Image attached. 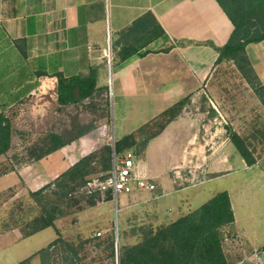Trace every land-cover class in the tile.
I'll return each mask as SVG.
<instances>
[{
    "label": "crops",
    "instance_id": "obj_1",
    "mask_svg": "<svg viewBox=\"0 0 264 264\" xmlns=\"http://www.w3.org/2000/svg\"><path fill=\"white\" fill-rule=\"evenodd\" d=\"M148 10L165 29L167 37L161 38L160 43L171 46L170 49L121 61L119 47H115L118 32ZM233 28L217 0H0V110L11 119L15 129L12 148L0 160L14 163L13 148L20 138L16 134L18 129L41 124L45 129L51 128L56 120L61 123L62 110L88 103L91 99L61 105L57 73L87 74L93 67L101 87L94 98L113 93L114 103L121 111L135 108L146 99L158 102L154 105L158 113L187 95L191 106L197 109H187L186 105L180 115L150 139L136 161L135 173L139 177L153 181L159 177L142 158L151 142L171 128L174 137L184 142L180 147L181 159L170 170L180 167L182 172L189 168L192 175L203 176L234 171L228 156L221 160L213 158L222 151L216 142H225L232 154L227 125L242 137V125L250 127L251 132H260L264 127V104L233 60L216 62L217 47L229 40ZM246 51L264 82V39L247 44ZM202 95L206 107L201 110L196 102ZM206 108L216 110L218 115L208 116ZM187 129V136H183ZM127 133L122 131L118 138ZM101 142L103 138L87 132L41 159L16 164L15 170L0 175V196L11 189L25 194L42 187ZM253 154L256 157L254 151ZM241 163L240 168L249 170L257 161L248 165L242 157ZM177 177L182 180L183 173ZM225 190L235 213L231 230L236 235L240 256L235 264H264V241L250 239L254 235L241 223L244 217L237 214L232 190ZM143 199L145 195L140 192L131 204L142 203ZM21 238L26 237L19 228L3 229L0 246Z\"/></svg>",
    "mask_w": 264,
    "mask_h": 264
},
{
    "label": "trees",
    "instance_id": "obj_2",
    "mask_svg": "<svg viewBox=\"0 0 264 264\" xmlns=\"http://www.w3.org/2000/svg\"><path fill=\"white\" fill-rule=\"evenodd\" d=\"M217 1L233 22L234 28L229 40L217 47L219 56L216 62L233 60L264 104V82L259 78L246 51L247 44L264 39V0ZM118 35L115 47H119L121 61L135 55L144 56L150 52L167 51L171 47L160 43V39H165L167 35L150 10L119 31ZM57 77L58 101L61 105L78 104L86 99H93L101 90V87H98L97 71L93 67L87 74L65 76L58 72ZM189 100L190 96L187 95L164 109L160 113V116L164 117L160 127L150 131L142 140L138 141L136 132L127 133L115 140L114 147L111 144L101 145L80 157L52 181L36 190H29L30 197L39 205L40 211L20 225L23 236H30L51 226L55 228L57 237L17 264H32L36 255L41 264H86L82 253L87 243L98 236L67 239L57 227L56 220L77 209L96 205L101 199V191L88 193L83 190L91 176L103 171L107 174L102 179L107 177L112 168L114 152L121 153L136 144L138 148L135 153L141 154L150 139L182 113ZM75 127L82 126L75 124L70 130L63 132L49 130L42 133L27 146L25 162L41 159L87 132L80 128L72 133ZM227 130L247 164H254L257 159L246 140L231 126H227ZM14 132L11 119L0 110V157L12 148ZM14 158L16 163L0 160V175L15 170V165L23 162L19 155ZM113 197L112 188H107L105 198ZM234 222L235 213L230 194L227 190L219 191L199 207L170 222L159 226L141 225L138 228L139 240L132 244H123L119 248V264H230L224 244L227 239L235 237L231 230ZM105 241L108 250L115 256L113 236L109 235Z\"/></svg>",
    "mask_w": 264,
    "mask_h": 264
},
{
    "label": "rangeland",
    "instance_id": "obj_3",
    "mask_svg": "<svg viewBox=\"0 0 264 264\" xmlns=\"http://www.w3.org/2000/svg\"><path fill=\"white\" fill-rule=\"evenodd\" d=\"M252 53L255 55L257 51H252ZM190 100L186 104V108L197 111L195 107L191 106ZM155 104L158 102L145 99V101L139 102L135 108L121 111L114 103L113 93H109L107 97L97 96L86 104L62 110L64 116L61 123L56 120L51 128L45 129V126L41 124L31 126L33 128L30 129H18L22 133L20 131L16 133L20 138L14 144L13 157L21 152L20 160L25 162L27 146L42 133L49 130L63 132L70 130L75 124H80L82 126L80 128H84L83 130L95 138H103L100 146L103 144L112 145L122 131L136 132L137 139L140 141L150 131L158 129L164 120V117L160 116L162 111L156 112L159 110L154 108ZM196 104L201 110L204 109L206 107L205 95L198 98ZM206 110L208 111L207 115L212 118L218 115L214 109L206 108ZM122 112L124 116L121 115ZM155 113L157 114L153 116ZM80 128L75 127L72 133L77 132ZM242 128L244 129V139L256 154L257 164L253 169L239 167L242 164V156L234 143L231 145L233 153L229 154L225 142L218 140L216 143L222 147V151L216 156L213 155V158L221 160L228 156L230 164L235 170L227 174L203 176L202 174L192 175L189 168H185L181 172L183 179L179 180L176 172L180 167H175L172 170L170 167L181 159L180 147L184 140H177V137H174V130L171 128L166 133L167 135L157 137L151 142L146 156L142 158V162H146L150 168L159 173V177L154 179L157 184L155 190H140L135 186L132 191L119 192L116 196L114 194L111 199L105 198L106 190H103L101 199L96 205L77 209L67 216L58 218L56 220L57 227L62 235L70 240H76L78 236H98L87 243L86 249L82 253L86 264H119V248L123 244H132L139 240L138 228L141 225L159 226L165 224L174 219L176 215H183L199 207L219 191L230 188L237 214L239 217L243 214L244 217L241 223L246 226L248 233L254 235V237L250 236V239L264 241V127H261V131L257 133L251 132V128L248 126L242 125ZM187 133L188 129L185 130L183 136H187ZM137 148L138 145L135 144L131 150L136 152ZM207 148L210 146L207 145ZM207 151L210 152V150ZM143 152L136 153L137 159ZM13 161L17 162L15 158ZM106 174L103 171H98L91 176V179L101 180ZM184 186L186 187L180 188ZM168 191L176 193L173 195ZM140 192L145 195L146 199L141 200L142 203L131 204ZM16 193V190L11 189L0 196V231L15 227L20 229L22 223L40 211L39 205L30 197L29 193L24 194L23 191L19 194ZM161 193L164 195L159 196ZM107 200L110 202L107 203ZM125 205L127 206L125 207ZM99 231L101 234H98ZM109 235L113 236L115 256H112L105 241ZM56 237L55 228L50 226L32 236L5 241L0 246V264H16L46 246ZM224 247L230 264H235L240 259L236 250V235L232 239H227ZM261 250L262 248L258 249V251ZM32 264H41L37 255L33 257Z\"/></svg>",
    "mask_w": 264,
    "mask_h": 264
},
{
    "label": "built area",
    "instance_id": "obj_4",
    "mask_svg": "<svg viewBox=\"0 0 264 264\" xmlns=\"http://www.w3.org/2000/svg\"><path fill=\"white\" fill-rule=\"evenodd\" d=\"M114 142L112 146L114 147ZM137 161V155L135 151L128 149L121 153H113L112 168L106 178L97 180L90 179L83 187L88 193H92L96 190H106L112 188L115 196L119 192H130L136 186L141 190H154L156 189V183L146 177H139L135 173V166ZM181 170L178 169L176 175H180ZM98 234H101L99 231Z\"/></svg>",
    "mask_w": 264,
    "mask_h": 264
},
{
    "label": "water",
    "instance_id": "obj_5",
    "mask_svg": "<svg viewBox=\"0 0 264 264\" xmlns=\"http://www.w3.org/2000/svg\"><path fill=\"white\" fill-rule=\"evenodd\" d=\"M117 227V226H116Z\"/></svg>",
    "mask_w": 264,
    "mask_h": 264
}]
</instances>
